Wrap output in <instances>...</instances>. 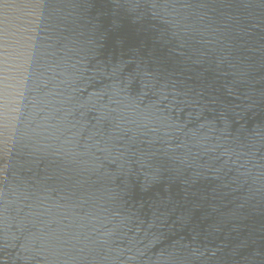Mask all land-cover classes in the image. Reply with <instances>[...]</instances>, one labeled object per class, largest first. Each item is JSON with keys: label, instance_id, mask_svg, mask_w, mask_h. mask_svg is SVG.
<instances>
[{"label": "water", "instance_id": "1", "mask_svg": "<svg viewBox=\"0 0 264 264\" xmlns=\"http://www.w3.org/2000/svg\"><path fill=\"white\" fill-rule=\"evenodd\" d=\"M0 264H264V0H0Z\"/></svg>", "mask_w": 264, "mask_h": 264}]
</instances>
